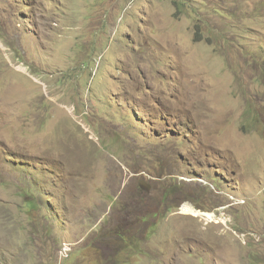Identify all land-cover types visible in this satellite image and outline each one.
I'll list each match as a JSON object with an SVG mask.
<instances>
[{
  "label": "rangeland",
  "instance_id": "1",
  "mask_svg": "<svg viewBox=\"0 0 264 264\" xmlns=\"http://www.w3.org/2000/svg\"><path fill=\"white\" fill-rule=\"evenodd\" d=\"M0 264H264V0H0Z\"/></svg>",
  "mask_w": 264,
  "mask_h": 264
},
{
  "label": "clouds",
  "instance_id": "2",
  "mask_svg": "<svg viewBox=\"0 0 264 264\" xmlns=\"http://www.w3.org/2000/svg\"><path fill=\"white\" fill-rule=\"evenodd\" d=\"M85 114H88V112L87 113H85ZM89 130V129H88Z\"/></svg>",
  "mask_w": 264,
  "mask_h": 264
}]
</instances>
